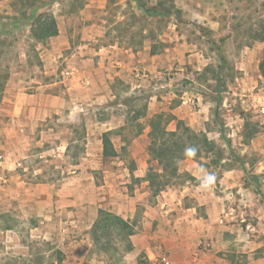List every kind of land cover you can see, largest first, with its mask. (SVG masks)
I'll list each match as a JSON object with an SVG mask.
<instances>
[{
	"label": "rangeland",
	"instance_id": "1",
	"mask_svg": "<svg viewBox=\"0 0 264 264\" xmlns=\"http://www.w3.org/2000/svg\"><path fill=\"white\" fill-rule=\"evenodd\" d=\"M5 1L8 9L0 11V101L9 84L20 86L24 85V80L33 79V84L39 86L40 82L47 83L52 78L44 72L46 68H66V55L73 48H60L58 52L57 47L61 44L55 38L44 41L35 39L32 24L41 13L54 15L57 22L65 14L67 19L76 15L78 6L84 2ZM139 2L151 8L158 0H107L105 16L110 21H118L111 27L115 31L114 36L118 35L126 45L149 46L151 53H162L165 47H174L177 39L183 36L182 41L187 42L186 54H190L191 50L198 53L196 67L192 63L177 62L171 70L163 71L162 78L155 80L164 84L171 78L169 82L174 84L171 88H175L171 107L180 101L184 91H196L205 94V97H212V118L206 124L207 131L195 130L205 132L215 144L214 151L204 156L203 160L212 166L210 171L215 176L230 168L240 170L236 177L239 184L229 188L233 198L227 199L226 206L233 202L240 203L242 196V206H245L249 219L258 226L257 215H264V113L260 111L264 104V77L258 76L261 72L248 74L238 66L244 58L246 47H252L257 41L253 34L264 21V0L219 1L218 8L210 14L220 21L218 25L191 21L175 3L170 15L149 16L138 7ZM110 34L104 38L105 42L114 37ZM52 53L57 55L56 59ZM221 57L224 63L218 80L216 71ZM198 66L201 70L192 69ZM177 68L184 69L181 73ZM125 89L122 86L121 90ZM218 89L219 93L216 91ZM217 97L221 98L219 106L215 100ZM120 101L125 105H119ZM148 102L146 96L133 92L123 94L119 100L115 98L103 102H93L85 95L82 98H69L66 95V117L55 115L41 122L33 134L28 156L18 161L14 169H2L0 165V171L7 174V182H0L1 186L6 187L0 188V193L7 198L0 203V229L16 231L0 232V264H66V236L60 232L62 223L45 219V215L59 208L111 211L113 206L121 204L122 197L117 201V195L111 193L109 199L101 200L99 192L102 185L115 184L116 174L121 175L120 187H126L123 194L135 195L148 191L153 202L155 189L144 182L152 165L148 161L144 169L145 177H136L132 172L134 159L128 151L130 145L137 149L142 146L147 149L149 146L150 137L134 140L143 122L133 119L144 112L148 114ZM192 109L198 111L200 107L193 106ZM112 114L121 115V120L108 125L116 126L111 131L112 139L117 146H121V152L118 158L110 159L101 155L99 133L108 127L100 121ZM158 114L163 115L162 124L167 130L176 129L177 120L172 117L174 114L171 110L163 109L152 117ZM124 116L129 120L122 125ZM254 128L258 132L248 137ZM187 158L192 157L187 156L179 161L180 176L172 178L170 186L192 181L188 172L180 171ZM111 161H123L127 169H118L117 165L113 168L109 163ZM60 195L73 200V203L61 204ZM102 202L106 205L101 206ZM142 210L143 206L138 205L136 219L133 220L136 231L141 227ZM44 220L48 222L47 226L42 223ZM262 220L264 224V218ZM234 225L239 232L230 233L235 237L227 238L229 246L225 253L228 259L239 263L246 260L248 254L237 245L238 242L243 243L244 232L239 224ZM32 226H37L38 230L31 232ZM90 233L92 237V228ZM244 237L247 238L245 234ZM105 244L107 249L103 247ZM128 252V239L113 233L102 236L99 242L94 243L88 260L96 257L105 264H130L123 259ZM133 263L151 264V261L141 253Z\"/></svg>",
	"mask_w": 264,
	"mask_h": 264
},
{
	"label": "crops",
	"instance_id": "2",
	"mask_svg": "<svg viewBox=\"0 0 264 264\" xmlns=\"http://www.w3.org/2000/svg\"><path fill=\"white\" fill-rule=\"evenodd\" d=\"M219 1L221 0H174V3L178 9L187 13L186 17L191 21L218 25L220 21L210 14L218 8ZM7 9V2L0 0V11ZM106 9L107 0H84L78 6L76 15L67 19L66 14L63 15L62 20H58L59 33L50 38H55V41L61 44H58V52L60 48H73L66 55V68H46L44 72L52 78L47 83L40 82L39 86L33 84L34 80L30 79L23 81L25 86L12 83L4 91L0 101V154L4 156V160L0 162L2 169L11 171L18 161L28 156L33 134L41 122L55 115L66 117V95L69 98H82L85 95L93 102L115 98L119 100L123 94L130 92L146 96L149 100L148 114L133 118L143 122L142 131H137L134 140L143 136L149 137L150 126L145 121H149L150 117L163 109L171 110L175 120L186 121L192 129L207 131L206 124L211 122L212 118L211 96L205 97V94L196 91H184L180 101L171 107L175 96V88H171L174 85L171 78L169 77L170 82L168 80L164 84L155 80L162 78L163 71L171 70L177 62L192 63L196 67L198 53L191 50L190 54H186L187 42L182 41L183 36L177 39L174 47H165L162 53H151L150 47L145 45H126L118 35L114 36L115 31L111 30V27L118 21H110L105 16ZM109 33L114 37L105 42L104 38ZM246 48L238 68L245 69L248 74L260 73L264 42L256 41L252 47ZM51 55L56 59L55 53ZM177 69L182 73L184 68ZM192 69L201 70L199 66ZM145 72L152 74L151 77L141 76V73ZM260 75L261 73L258 74ZM255 78L257 81V75ZM26 84L33 89H28ZM122 86L126 88L124 91L121 90ZM118 104L125 105L122 101ZM193 106H199L200 109L194 111ZM117 119L121 120V115L112 114L100 123L108 126ZM127 120L129 119L124 116L122 125H125ZM115 127L108 126L99 133L102 157V135L104 132L113 131ZM110 137L113 142L112 132ZM113 144L120 154L121 146L114 142ZM147 150L148 146L147 149L143 146L139 149L128 146V151L134 159L132 172L136 177H145L144 169L149 162L151 167L161 171L158 161L152 159ZM118 157L119 155L105 158ZM109 163L113 168L117 165L118 169H127L123 161ZM210 169L212 166L204 162L203 157L187 158L180 171L188 172L192 181L178 186L168 185L158 194H153V202L150 201L148 191L137 192L135 195L123 194L126 187H120L119 174L114 177L115 184H104L100 187L101 200L109 199L111 193L117 195V201L122 197L121 204L113 206L111 211L130 222L136 219L138 205L143 206L141 227L130 237L132 249L123 257L124 262L134 264L133 261L141 253L151 261L161 252L167 251L174 264H264V215L260 214L257 215V232L250 239L242 234L243 243H237L239 249L248 254L246 260L234 263L226 256L225 251L229 246L227 238L235 237L230 233L239 232V229H236L234 224H221L219 218L231 194L229 188L239 184L236 177L239 176L240 170L226 169L224 173L214 175V182L205 187L203 181L207 175H212ZM144 182L149 185V181ZM0 188L6 187L0 185ZM3 196L0 193V203L7 200ZM59 200L61 204L73 203V200L64 199L61 195ZM103 205L106 203L102 202L101 206ZM97 216L98 211L69 208H59L45 215V219L62 223L60 232L66 236V264H105L96 257L88 260V254L94 246L90 231ZM42 223L46 226L48 224L45 220ZM36 230L37 226L30 229L31 232ZM0 232L16 233L14 229H0Z\"/></svg>",
	"mask_w": 264,
	"mask_h": 264
},
{
	"label": "trees",
	"instance_id": "3",
	"mask_svg": "<svg viewBox=\"0 0 264 264\" xmlns=\"http://www.w3.org/2000/svg\"><path fill=\"white\" fill-rule=\"evenodd\" d=\"M167 2L170 3L169 6H167ZM137 5L149 16L160 17L170 15L171 8L175 7L173 0H158L157 4L151 8H147L141 2ZM158 5L161 8H159ZM58 33V22L54 15L41 13L36 16L32 24V34L35 39L44 41L50 37L56 36ZM253 38L257 41L264 42V21L259 24V29L254 32ZM223 63L224 59L221 57V64L216 71L218 80L220 70L223 68ZM260 72L264 77V58L260 62ZM216 91L219 93L220 90L218 89ZM215 100L219 106L221 98L217 97ZM144 114L146 115V112H144ZM172 117L175 119L174 116ZM162 119L163 115L158 114L151 117L149 120L150 143L148 150L152 159L158 161L161 171L150 167L144 180L149 181L150 187L155 189V194H158L170 185L172 178L180 176L178 172L180 160L187 156L200 159L215 149L214 142L208 138L205 132L193 130L186 125L183 120H177L176 129L169 131L165 125L162 124ZM141 131L142 126L139 127L138 133ZM257 132V128H254L247 136L253 137ZM110 134L111 131H107L102 135L104 157H115L119 155L115 150ZM188 149H195V154H189L187 151ZM135 232V222H130L122 216L106 209L98 210V216L92 226V238L94 243L99 242L102 236H110L116 233L128 239V251L132 249L130 237ZM103 247L107 249V244Z\"/></svg>",
	"mask_w": 264,
	"mask_h": 264
},
{
	"label": "built area",
	"instance_id": "4",
	"mask_svg": "<svg viewBox=\"0 0 264 264\" xmlns=\"http://www.w3.org/2000/svg\"><path fill=\"white\" fill-rule=\"evenodd\" d=\"M152 74L145 72L141 73L143 77H151ZM260 111L264 113V104L261 106ZM3 159V155H0V162ZM0 182H7V174L4 171H0ZM233 195L230 194L229 199H232ZM240 203L236 202L230 203V205L225 206L219 222L221 224H239L241 230L244 232L245 236L250 239L257 232V225L253 223L247 214L245 206H242L244 202L243 197L239 200ZM151 264H174L167 251L161 252L158 256L151 260Z\"/></svg>",
	"mask_w": 264,
	"mask_h": 264
},
{
	"label": "clouds",
	"instance_id": "5",
	"mask_svg": "<svg viewBox=\"0 0 264 264\" xmlns=\"http://www.w3.org/2000/svg\"><path fill=\"white\" fill-rule=\"evenodd\" d=\"M189 154L194 155L195 149H188L187 150ZM215 180L214 175H207L203 181V186L207 187L210 186Z\"/></svg>",
	"mask_w": 264,
	"mask_h": 264
}]
</instances>
